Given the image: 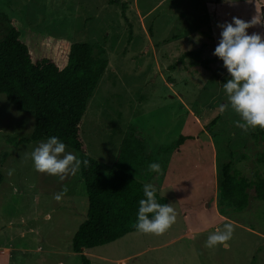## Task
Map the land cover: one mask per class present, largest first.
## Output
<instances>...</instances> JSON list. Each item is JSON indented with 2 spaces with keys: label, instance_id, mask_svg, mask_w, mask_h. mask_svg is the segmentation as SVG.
<instances>
[{
  "label": "rangeland",
  "instance_id": "obj_1",
  "mask_svg": "<svg viewBox=\"0 0 264 264\" xmlns=\"http://www.w3.org/2000/svg\"><path fill=\"white\" fill-rule=\"evenodd\" d=\"M1 15L105 50L108 67L81 128L87 154L105 174L128 127L138 129L152 158L165 165L157 193L176 220L161 235L130 233L73 253L70 239L87 211L80 170L59 176L36 171L31 152L47 140L16 149L8 144L29 137L34 123L0 95V264H81L82 255L89 264H264V202L253 188L244 211L221 216L216 209L221 167L230 164L252 182L254 175L262 178L264 141L256 137L259 126L247 132L237 127L243 118L223 87L232 77L223 61L212 62L218 25L233 17L253 20L247 33L263 38L264 0H0V40L10 28ZM180 136L189 139L178 150L159 153ZM225 224L233 227L231 239L206 246Z\"/></svg>",
  "mask_w": 264,
  "mask_h": 264
},
{
  "label": "trees",
  "instance_id": "obj_2",
  "mask_svg": "<svg viewBox=\"0 0 264 264\" xmlns=\"http://www.w3.org/2000/svg\"><path fill=\"white\" fill-rule=\"evenodd\" d=\"M112 3L119 5L118 1ZM120 6L121 16L127 23L125 4ZM1 16L10 28L0 40V95L16 112L30 115L34 123L29 137L10 138L6 142L16 149L22 144L56 136L67 148L78 153L81 160L79 170L87 199V215L70 239L71 251L80 254L139 232L135 227L139 200L147 199L141 180L151 179L149 184L159 189L165 165L162 164L159 173L149 171V164L157 162L140 131L128 127L104 174L100 164L88 156L82 138L87 103L108 67L105 50L44 35L22 26L16 19ZM186 56L193 54L188 52ZM217 61L223 60L212 59V62ZM209 63L202 65L207 68ZM256 137L264 141V129L259 128ZM188 139L180 136L168 146L159 148V153L171 155ZM6 157L7 154H3V161ZM84 160L88 161L86 166ZM258 162L264 165V153L260 154ZM253 179L254 182L232 172L230 164L221 167L216 190V209L221 216L244 211L250 188L254 190L255 199L264 202V174L262 178L254 175ZM156 199L160 204H167L157 192ZM148 217L151 219L152 214ZM81 264H89L83 255Z\"/></svg>",
  "mask_w": 264,
  "mask_h": 264
},
{
  "label": "clouds",
  "instance_id": "obj_3",
  "mask_svg": "<svg viewBox=\"0 0 264 264\" xmlns=\"http://www.w3.org/2000/svg\"><path fill=\"white\" fill-rule=\"evenodd\" d=\"M252 24L253 20L248 22L233 17L231 22L218 25L222 28L221 38L213 53L223 60L232 77L223 87L228 93L231 108L243 118L244 123L237 121L236 124L244 132L257 126L264 129V38L259 34L247 33L246 30ZM31 159L36 171L53 176L70 170L75 172L81 165V160L67 152L65 143L56 136L49 137L46 142H41L34 148ZM83 163L86 166L88 161L84 160ZM148 169L156 173L161 170L159 163L149 164ZM156 192L157 189L152 184H144L143 194L147 199L139 200L135 225L141 233L161 235L175 223L174 209L168 204L158 203ZM55 198L59 200L60 195ZM148 214H152L151 219ZM224 229L210 234L206 246L224 245L230 240L232 225L225 224Z\"/></svg>",
  "mask_w": 264,
  "mask_h": 264
},
{
  "label": "bare ground",
  "instance_id": "obj_4",
  "mask_svg": "<svg viewBox=\"0 0 264 264\" xmlns=\"http://www.w3.org/2000/svg\"><path fill=\"white\" fill-rule=\"evenodd\" d=\"M87 215V214H86ZM88 261V260H87ZM84 262V261H83Z\"/></svg>",
  "mask_w": 264,
  "mask_h": 264
}]
</instances>
